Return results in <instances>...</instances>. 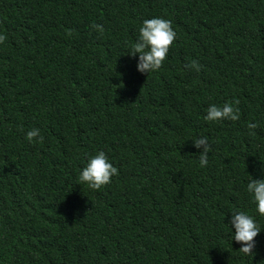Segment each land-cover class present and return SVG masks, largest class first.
<instances>
[{"label": "trees", "instance_id": "1", "mask_svg": "<svg viewBox=\"0 0 264 264\" xmlns=\"http://www.w3.org/2000/svg\"><path fill=\"white\" fill-rule=\"evenodd\" d=\"M152 17L176 37L141 74ZM0 35V264H264V231L244 256L228 224L264 227L245 191L264 178V0H0ZM233 99L238 120L203 119ZM97 151L117 174L92 191Z\"/></svg>", "mask_w": 264, "mask_h": 264}, {"label": "clouds", "instance_id": "2", "mask_svg": "<svg viewBox=\"0 0 264 264\" xmlns=\"http://www.w3.org/2000/svg\"><path fill=\"white\" fill-rule=\"evenodd\" d=\"M92 28L100 35L104 32V28L100 24H93ZM175 37L176 33L167 19L161 17L144 19L139 27L136 40L128 52L129 56L137 57V72L148 74L159 70L166 59ZM4 40L5 37L0 35V43ZM185 67L199 70V64L196 60H192ZM237 104L238 101L235 99L224 103L222 106L210 104L203 119L208 122H218L221 120L236 121L240 115L239 108L236 107ZM247 127L251 134V130H254L257 124L249 123ZM25 139L29 144L38 143L42 139L40 130L32 128L26 131ZM192 144L200 153L199 166L201 168L206 167L210 150L207 138L197 137L192 141ZM261 170L264 171V166H262ZM116 174L117 168L113 166L105 153L97 151L94 155H90L87 158L84 167L80 170L78 184L86 185L88 189L97 191L108 185L111 182V178ZM245 191L249 194L255 205L256 214L264 216V178L255 179L252 177L247 182ZM228 224L231 229V242L235 241L240 245L239 251L244 256L252 255L256 247L255 238L264 231V227L245 211L231 213Z\"/></svg>", "mask_w": 264, "mask_h": 264}]
</instances>
